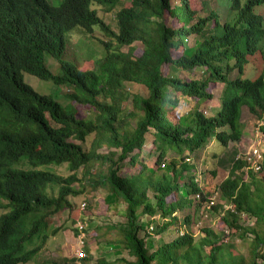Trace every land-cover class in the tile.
<instances>
[{"label":"trees","instance_id":"1","mask_svg":"<svg viewBox=\"0 0 264 264\" xmlns=\"http://www.w3.org/2000/svg\"><path fill=\"white\" fill-rule=\"evenodd\" d=\"M172 1L60 0L54 5L49 0H0V264L31 261L48 237L51 215L68 209L74 223L80 213L89 214L86 203L83 210L75 209L68 199L85 187L104 189L111 199L125 202L122 238L112 243L134 256L133 264H264L261 160L254 171L245 156L236 157L216 185L214 199L183 156L205 148L211 138L220 149L238 141L243 106L264 122V0H217L219 11L200 0L204 14L189 0ZM93 5L112 11L115 29ZM168 15L180 26L173 27ZM95 27L116 44L101 40L104 53L92 67L63 58L68 32L95 37ZM189 34L194 35L191 46L184 41ZM45 54L57 59V72L47 67ZM252 57H257L254 66ZM164 65L190 72L200 67L202 74L182 78L163 72ZM24 73L73 90L60 103L34 90ZM210 81L223 84L216 111L179 115L177 97L169 95L168 86L200 105L212 99ZM127 82L143 85L147 94L127 92ZM74 102L86 105L88 114L77 116ZM259 128L264 135V125ZM145 143L156 153L151 166L139 156ZM102 145L107 150L98 152ZM51 164H65L69 173L47 169ZM135 164V173L121 174ZM162 164L165 169L156 174ZM80 168L87 173L78 177ZM243 168L249 181L239 174ZM208 172L216 175L215 169ZM205 209L220 211L224 228L202 227L195 237L189 224ZM243 214L254 217L252 225L240 221ZM174 224L188 228L150 249L146 238ZM233 238L246 244V254ZM89 258L71 260L85 264Z\"/></svg>","mask_w":264,"mask_h":264},{"label":"rangeland","instance_id":"2","mask_svg":"<svg viewBox=\"0 0 264 264\" xmlns=\"http://www.w3.org/2000/svg\"><path fill=\"white\" fill-rule=\"evenodd\" d=\"M52 4H59L60 0H49ZM208 8L218 9L219 2L217 0H205ZM178 0H173L171 4H178ZM189 3L198 9L200 14H204L203 11H200V0H189ZM98 9L99 15L105 20L106 23H109L112 29H115V21L113 18L112 11H104L103 7L100 5H93ZM222 8V7H221ZM220 8V9H221ZM262 11V8H260ZM219 11V9H218ZM207 12V11H206ZM166 16V20L172 24L173 27H179L181 22L178 21L176 17L172 19ZM71 32V31H70ZM68 32L67 37V52L63 58L73 60L78 66L92 67L97 58L101 57L104 53V47L101 44V40H106L111 42V45H115V40L107 36L100 30L99 27H95L93 30V35L95 37L88 36L85 32L81 30H74L73 32ZM185 43L188 46L194 44V35L189 34L184 39ZM127 47H122V50H126ZM135 54H139L140 45L135 44ZM175 55V53H174ZM254 57V56H253ZM252 57V58H253ZM44 61L47 67L53 71H58V61L50 55H44ZM257 63V57L253 58L251 64L254 66ZM249 69V66L246 67V70ZM170 70V73L175 74V76H179L182 78H199L202 74V68L197 67L192 72L184 71L182 69H172L171 66L164 65L162 67L163 72H167ZM253 74V73H252ZM235 75V71L232 72V76ZM24 80L29 83L34 90L41 94H50L53 98L58 100L60 103H66L68 98L66 97V93H70L73 90V87L68 85H59L55 86L52 82L47 80L39 79L33 75L24 73ZM125 89L129 93H140L142 95L147 94V89L141 85L136 83H125ZM223 88V84L220 81L212 82L210 81L207 85V91L211 93L212 99L206 100L204 103L198 105L199 102H196V99L191 96L183 95L180 92H176L172 89V87L168 86V93L170 96H176L178 104L175 107L176 111L179 115L191 117L192 113L196 109L203 110L205 114L211 111H216L219 104V95ZM129 102V98L123 101V105ZM77 108V116L83 117L88 114L87 106L78 102L73 103ZM241 124L243 134L238 141H229L227 146L224 149H220L218 147V143L211 138L205 148L196 150L194 153H190L185 151L183 156L188 163H192L196 169V181L204 185L206 191L210 193V197H216L215 187L216 185L222 181L229 172L230 166L234 159L239 156H246L247 153H250L255 148H257L261 153V170L264 173V135H262L260 131V126L264 125L263 120L258 119L254 114L248 111V108L243 106L241 110ZM132 122V121H131ZM90 135L88 137V141L91 139ZM107 147L105 145L99 146L97 148L98 152H105ZM216 153V157H212L211 153ZM176 153L170 151L169 157L174 156ZM140 159H142L148 166H151L153 160L155 159L156 153L155 150L152 149L151 143H145L140 152ZM177 162H180V157H176ZM167 161V160H166ZM166 161L164 164H166ZM251 166V165H250ZM138 164L135 165H126L122 171V175H130L137 171ZM250 168L253 169L251 166ZM47 169L53 170L59 174L67 175L69 173L65 164L54 165L51 164L47 167ZM165 169L163 164L160 166L159 172L156 174L162 173ZM211 169L216 170V175L211 176L208 172ZM254 170V169H253ZM257 171V170H254ZM83 173H87L85 169L80 168L77 172V176L81 177ZM256 174L257 179L260 178L259 172H254ZM242 177L249 181V176L246 174V168H243L240 173ZM84 180H86V176H83ZM264 183V180H262ZM68 199L71 201L72 206L75 209H80V204L85 201L87 208L89 210V214L80 213V220L83 224L86 222V232L84 233L83 239L84 243L82 245H78L80 237H82L81 233H79V237L74 234V225H76L77 221L72 222L69 216V210L64 209L59 214L51 215L47 218V231L48 237L42 246V248L38 251L35 257L27 262L20 264H42L45 262L46 264H81L75 263L72 261V257H77L75 254L79 248H82L86 251V255L89 258L88 262L85 264H101V261L105 264H133L134 256L130 255L126 249H118L116 245L112 242L115 240L122 238V234L120 229L125 226L126 216H125V202L120 199H111L104 189H92L89 187H85L84 192L79 195L69 196ZM223 202V201H222ZM221 203V200H220ZM228 207L227 205H224ZM4 210L0 209V214ZM220 211L211 214L210 210H204L197 221L189 224V228L193 231L195 237L201 235L202 232L200 229L202 227H209L214 231H218L224 228L220 218ZM140 221L145 220V216H141L139 218ZM159 221H162L161 217H158ZM245 225H252L254 221V217L243 214L240 220ZM181 220H178L180 224ZM171 225L167 231L163 234L159 235H151L149 238H146V242L152 244L150 249L153 246L160 245L163 241H169L172 237L180 232H183L185 228H188V225ZM152 226H154L152 224ZM177 227V228H176ZM52 230H55L52 233ZM228 237L224 238V241L228 240ZM236 246L239 252L244 254L247 253L246 244L241 242L238 238L230 239ZM111 242V243H110ZM85 245V247H84Z\"/></svg>","mask_w":264,"mask_h":264},{"label":"built area","instance_id":"3","mask_svg":"<svg viewBox=\"0 0 264 264\" xmlns=\"http://www.w3.org/2000/svg\"><path fill=\"white\" fill-rule=\"evenodd\" d=\"M261 159V153L260 151L254 147V149L252 151H250V153H247L245 156V160L255 169L258 170L260 168V164H259V160ZM80 210H83L85 207V202L80 204ZM77 229V233L76 235L79 237V233H81L82 237H80L79 239V243L78 245H82L84 243V233L86 232V222L85 224H83L81 222V220L79 219L76 223V225H74ZM80 250H78L75 254L77 255L78 258L81 257H85L86 256V251L82 248H79Z\"/></svg>","mask_w":264,"mask_h":264}]
</instances>
